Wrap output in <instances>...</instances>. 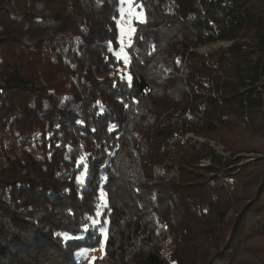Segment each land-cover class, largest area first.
I'll use <instances>...</instances> for the list:
<instances>
[{
	"label": "trees",
	"instance_id": "obj_1",
	"mask_svg": "<svg viewBox=\"0 0 264 264\" xmlns=\"http://www.w3.org/2000/svg\"><path fill=\"white\" fill-rule=\"evenodd\" d=\"M134 5L144 20L126 75L120 0H0V264H79L80 251L102 246L103 228L94 264H220L239 252L228 250L239 240L228 235L225 188L251 172L264 193V158L243 168L207 145L189 155V144L232 130L264 136V0ZM220 42L229 46L198 53ZM202 160L209 187L184 207L182 193L203 182L180 186L178 173ZM210 185L216 198L201 194ZM251 198L235 226L253 213ZM258 209L254 229L264 228V202ZM176 215L197 222L191 240L170 229ZM48 242L64 259H43Z\"/></svg>",
	"mask_w": 264,
	"mask_h": 264
},
{
	"label": "rangeland",
	"instance_id": "obj_2",
	"mask_svg": "<svg viewBox=\"0 0 264 264\" xmlns=\"http://www.w3.org/2000/svg\"><path fill=\"white\" fill-rule=\"evenodd\" d=\"M120 9H121V15L118 20V28H119V42H120V49L117 52V57L120 58L124 63V69L123 72H125L126 75H128V66H129V47L132 40V37L134 35L135 31V23L142 22L144 20V12L139 10L138 7L134 5V0H120ZM229 46L227 43H215L211 45L204 46L199 49L198 53L201 55H207L217 52L219 49L225 48ZM167 76V75H166ZM177 95V94H176ZM193 140H191L189 146L191 145L189 155L192 154L191 149L195 147V152L200 153L201 148H203L204 145H207L217 154L223 155L225 158H233L235 155L236 157H241L242 162L240 166L248 167L252 166L253 164H256L259 160L264 158V136L259 135L257 133H251L248 130H232L230 131H224L223 133L212 135L209 138L204 137H195L190 136ZM209 160H202L200 161L199 165L194 167H185L183 169V173L179 171V175L177 176V181L183 186H187L189 183L197 184L199 182H203L202 185H197L196 188H189L190 191L183 192L182 196L179 198L182 200L181 204L182 206L187 203L188 198H192V192L195 191H201L200 188H206L209 187V183L206 182V179L203 178L205 175V172L203 171V167L208 166ZM239 172V171H237ZM224 178H218L216 180V183L218 186H220L221 181H223ZM233 184L231 186H228V188H225L226 190H229L230 197H228L231 211L228 212L227 219L225 220L227 224V229L229 230L228 235L230 237L237 236V240L239 242H236L237 245L232 242L228 244V250L234 251L237 250L238 247L239 251L237 254L231 253L232 255H227V261H224L220 264H264V228L262 226L254 229L255 222L258 220L255 219V214L259 212V206L264 202V193L260 192L261 190L259 188H254L251 186L252 184H255V177L254 174H251V172L246 173L242 175L241 181L237 180L236 176H233V179L231 180ZM215 184V185H217ZM244 184L246 186H244ZM210 185V188L207 190L204 189L203 193H201L203 196L206 197L214 193L213 188H217V186ZM237 185V186H236ZM239 185V187H238ZM235 187V188H234ZM234 188V189H232ZM240 188V189H239ZM242 188H247L245 191L242 190ZM264 188V186H263ZM261 188V189H263ZM179 190H188V188H179ZM234 190H238L235 193H232ZM260 190V191H258ZM252 192V210L253 213L247 214L243 218L238 221V223L235 224L236 219L235 211L238 209L237 207L239 204V201L242 198L250 199ZM263 193V194H262ZM200 194V195H201ZM199 196V195H198ZM215 197L216 195L213 194ZM244 196V197H243ZM246 196V197H245ZM101 198L103 201V205L106 204V195L101 192ZM216 198V197H215ZM214 204L217 203V199H215ZM223 202H226L225 200ZM247 202V201H245ZM239 203V204H238ZM244 203V202H243ZM197 204V202H195ZM228 206V203H224L223 207ZM185 207V206H184ZM171 209L168 210L170 212ZM183 211V210H182ZM226 210H223L224 213ZM184 211L182 212V214ZM177 214V213H176ZM167 215V214H166ZM179 215V214H177ZM177 215L175 216L174 221H171L170 229L173 230L179 240H182V238H186L187 240H191L193 236H196L198 234V226L195 225L197 222H192L189 218H182L178 219ZM208 218L210 216L208 215ZM234 218V219H233ZM255 219V220H254ZM244 223H250V226L247 227L244 232L243 229H240L241 225ZM195 226H194V225ZM193 226L190 228V231L184 230L181 231V227L185 226ZM235 226V227H234ZM236 228H238L236 230ZM185 229V228H184ZM101 233L103 235V243L106 239V228L101 229ZM210 235V237H214V239L217 237ZM228 236V237H229ZM231 239V238H230ZM231 241V240H230ZM102 243V246L100 248L94 249V250H82L77 255V261L79 264H94L95 260L102 257L104 254V244ZM42 243H39V250L38 252H46L43 259H46L47 261H56L57 259H64V255H62L59 250L57 249L56 244L49 243L45 244V248H42ZM215 254V253H214ZM224 256V255H222ZM18 258H23V256H18ZM95 258V259H94ZM214 258V257H213ZM222 259H225V256L222 257ZM49 261V262H50ZM23 264H26L23 262ZM181 264H190L189 261H182ZM192 264V263H191ZM212 264H217V261H213Z\"/></svg>",
	"mask_w": 264,
	"mask_h": 264
},
{
	"label": "snow or ice",
	"instance_id": "obj_3",
	"mask_svg": "<svg viewBox=\"0 0 264 264\" xmlns=\"http://www.w3.org/2000/svg\"><path fill=\"white\" fill-rule=\"evenodd\" d=\"M131 80V76H129V81ZM93 131H95V129H93ZM86 182V177L84 179H81V183H85ZM97 215H99V213H97ZM101 221L100 220H92V228H89L87 224H84L83 226V231L84 232H91L95 229L96 225L100 224ZM75 238H78V239H83L84 237L83 236H80V237H75ZM95 259V258H94Z\"/></svg>",
	"mask_w": 264,
	"mask_h": 264
}]
</instances>
